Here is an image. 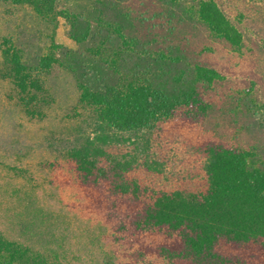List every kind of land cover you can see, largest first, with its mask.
Returning <instances> with one entry per match:
<instances>
[{
  "label": "trees",
  "instance_id": "16d2710c",
  "mask_svg": "<svg viewBox=\"0 0 264 264\" xmlns=\"http://www.w3.org/2000/svg\"><path fill=\"white\" fill-rule=\"evenodd\" d=\"M59 17L76 48L55 41ZM0 22L6 99L36 119L69 106L59 153L135 262L264 264V156L205 128L224 76L201 34L244 39L218 0H0ZM249 91L222 104L246 127ZM0 264L60 263L0 233Z\"/></svg>",
  "mask_w": 264,
  "mask_h": 264
},
{
  "label": "rangeland",
  "instance_id": "374dc122",
  "mask_svg": "<svg viewBox=\"0 0 264 264\" xmlns=\"http://www.w3.org/2000/svg\"><path fill=\"white\" fill-rule=\"evenodd\" d=\"M218 2L240 21L244 39L242 48L235 51L201 34L208 48L202 59L224 76L216 87L219 106L205 128L235 145H252L264 156V23L256 15L262 9L256 10L255 5L263 7L264 2ZM67 31V22L59 17L55 41L76 48ZM67 88L72 92L71 84ZM249 88L262 105L258 104L261 111L246 127L242 125L246 114L224 110L222 104ZM7 92V84L0 81V233L60 264H162L151 257L135 262L133 245L114 240L102 215L89 206L78 188L58 147L73 127L69 106L49 109L40 119L30 118L6 99Z\"/></svg>",
  "mask_w": 264,
  "mask_h": 264
}]
</instances>
